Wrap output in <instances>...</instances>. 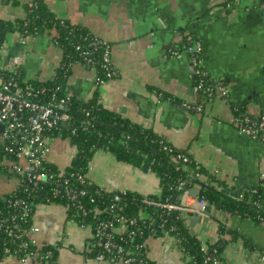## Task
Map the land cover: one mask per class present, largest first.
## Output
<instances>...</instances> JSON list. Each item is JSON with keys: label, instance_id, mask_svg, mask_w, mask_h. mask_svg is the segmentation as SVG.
Listing matches in <instances>:
<instances>
[{"label": "crops", "instance_id": "crops-1", "mask_svg": "<svg viewBox=\"0 0 264 264\" xmlns=\"http://www.w3.org/2000/svg\"><path fill=\"white\" fill-rule=\"evenodd\" d=\"M33 0H0V18L24 16ZM57 17L85 27L110 44L117 76L101 85L95 70L72 66L65 91L89 99L98 91L99 102L134 123L151 128L171 147L190 155L199 166L226 185L228 197L240 199L256 187L262 192L264 210V144L243 134L230 121L232 104L245 112H264V0H44ZM54 31L26 37L8 36L2 63L23 54L24 75L31 80L49 79L60 65L63 51L54 42ZM190 38V40H189ZM188 41V44H186ZM201 46L202 67L214 80H223L228 99L207 101L202 111L183 103H198L193 91L194 74L190 46ZM177 49L178 54H172ZM0 62V63H1ZM170 95L176 102L160 98ZM75 154L67 139L52 140L50 160L65 167ZM87 176L106 190H129L143 196L161 191L155 172L119 161L108 150L95 151ZM206 179V176H203ZM18 185L15 177L0 176V197ZM193 189L187 199L193 203ZM264 213V212H263ZM187 216V215H186ZM188 218V217H187ZM33 223L41 243L56 245L53 260H21L8 255L0 264H122L99 262L87 254L93 238L91 226L68 218L60 203H39ZM190 231L201 242L220 248L219 264H264V219L230 213L211 204L207 216ZM222 225V226H221ZM149 258L157 264H185L188 257L172 237L161 234L147 239Z\"/></svg>", "mask_w": 264, "mask_h": 264}, {"label": "trees", "instance_id": "trees-1", "mask_svg": "<svg viewBox=\"0 0 264 264\" xmlns=\"http://www.w3.org/2000/svg\"><path fill=\"white\" fill-rule=\"evenodd\" d=\"M45 4L44 0H33L26 4L22 18L16 20L0 18V46L10 34L15 32L30 36L52 30L55 35L54 42L63 51V56L54 75L45 80H31L35 85L46 91H52L58 87L60 94H67L65 82L71 74L72 66L75 62L84 63L87 58L92 59L91 67L95 70L97 77L108 79L105 75L107 74L106 63L103 60L104 45L94 44L97 36L85 27L57 17ZM113 70L117 74L114 66ZM24 77L26 76L22 69L19 79ZM206 81L208 87L214 85V82L207 78ZM195 82H197V78ZM201 94V98H206L207 101L213 100V97L206 96L205 92L201 91ZM160 98L176 102L175 98L164 93ZM99 100L98 91L89 99H79L70 95L69 112L72 119L69 125L61 127L64 137L74 146L75 154L64 167L62 175H58L59 170L54 163H45L43 170L48 174L53 173L54 176L44 182L42 189L33 188L31 185H22L0 197V260L8 255L22 257L26 251L36 249L28 237V231L33 224L36 205L42 202L63 204L67 209L68 218L74 219L78 223H91L93 228L104 221H114L116 225H119L120 219L125 217L128 220H135L134 223L123 228L120 227L117 231L106 230L111 232L115 242L121 243L125 249L133 251L132 256L136 260L130 264H157L149 258L146 241L151 236L164 234L163 230L171 235L181 251L188 257L185 264H217L215 260L220 261L221 259L217 243L209 246L208 253L203 251L202 242L190 231L187 224L188 218L184 213L168 211L164 207L146 202L145 199L156 202L170 200L180 203L183 189L191 190L195 184H198L201 188L198 197L211 202L217 208L233 214L239 213L244 216L264 219V210L260 202L262 192L259 187L246 193L240 199L228 197L229 190L226 185L223 183H219L217 186L213 185L214 182H218L216 177L204 167L199 166L190 155L177 149H173V152L165 150L164 145L168 143L151 128L125 119L119 113L105 108ZM232 108L235 114L245 111L235 104H232ZM73 128H76L75 131ZM102 148L110 151L119 161L155 172L160 179V193L143 196L129 190L126 192L106 190L91 181L87 176L90 161L95 151ZM178 153L187 155L188 161L177 159L176 154ZM203 176H206V179ZM65 179L68 182L61 185L60 181ZM181 184L182 188L180 189ZM66 187L84 192L79 196L77 202L81 204V207H76L66 196H54L53 189L58 188L63 192ZM117 194L119 199H115L114 195ZM14 199L26 201L28 207L13 206L11 200ZM160 225L163 226V229L158 227ZM6 230L12 231L16 235L10 236ZM131 230L135 231L132 237ZM25 243L28 245L25 246ZM214 249L217 252L214 253ZM101 251V247L97 245L96 233L93 232V238L88 244L86 252L94 258ZM39 252L42 261L53 260L57 255L58 247L44 243ZM47 252H51V256H47ZM210 252L215 256L205 262V256Z\"/></svg>", "mask_w": 264, "mask_h": 264}, {"label": "built area", "instance_id": "built-area-1", "mask_svg": "<svg viewBox=\"0 0 264 264\" xmlns=\"http://www.w3.org/2000/svg\"><path fill=\"white\" fill-rule=\"evenodd\" d=\"M21 39V42H26V37L21 33L15 32ZM190 40V38H189ZM6 42V41H5ZM5 42L0 46V62L3 61V51ZM108 42L101 39L99 36L95 39L94 44L104 45L103 60L106 63L108 79L97 77L95 72V81L97 85L105 83L107 80L116 76L113 70V64L110 56V45ZM192 55V65L194 74L193 91L199 98L198 103H183V107L188 110L202 111L207 103L206 98H201V91L206 93V96H211L215 99H228L229 90L223 80H214L209 77L208 73L202 67L201 46L199 43H193L190 48ZM174 55L178 54L176 49L171 52ZM24 62L23 54L16 53L8 62L0 63V176L6 175L15 177L18 180L16 188L22 185H31L33 188L42 189L44 182L53 178V173H46L43 170L44 164L51 162L50 153L52 150V140L55 137L67 139L62 133V125H69L72 115L69 112L70 95L60 94L59 88L55 87L52 91H46L44 88L35 85L31 79L24 77L19 79L20 70ZM92 59L87 58L84 63L75 62V64H83L91 67ZM74 64V65H75ZM54 75V74H53ZM197 78V82L196 81ZM206 78L214 85L208 87ZM161 96V93H159ZM243 134L264 144V112L253 114L242 112L234 114L230 120ZM87 121H85L86 123ZM88 123V122H87ZM76 128H73L75 131ZM58 134L56 135V133ZM68 140V139H67ZM164 149L173 152V147L166 144ZM177 159L188 161V156L183 153L176 154ZM52 163V162H51ZM58 167V175H62L64 167ZM5 172V174H3ZM81 178V177H80ZM58 180V179H56ZM67 179L61 180L60 184H66ZM15 188V189H16ZM182 184L180 185V189ZM14 189V190H15ZM121 190L120 192H126ZM254 191V190H251ZM53 194L66 196L68 200L73 202L76 207H81L77 203L79 196L83 195V191H77L72 187H66L63 192L58 188L53 189ZM180 203H174L170 200L165 202H156L145 199L148 203H153L164 207L168 211H180L185 215L207 216L205 210L207 201L204 198L196 197L191 204L187 201L190 190L183 189L181 193ZM115 199H119L118 194L114 195ZM11 204L15 207L27 208L28 203L22 199L11 200ZM86 213V212H85ZM120 224L116 225L114 221H104L93 228L91 223H80L82 227L91 226L93 232L96 233L97 245L102 251L98 253L94 259L99 262L111 261L120 262L122 264H130L136 260L132 256L133 251L125 249L121 243H117L112 239L111 232L106 230L117 231L120 227H125L128 224L135 222L133 219H120ZM163 229V226H158ZM11 235H16L12 231L6 230ZM40 231V227L36 224L31 225L28 231V237L31 243L36 246V249L26 251L21 260H43L39 256V250L44 243L39 242L35 234ZM165 235L171 237L168 232L163 230ZM135 234L134 230L130 231L131 237ZM174 240V239H173ZM175 241V240H174ZM176 244V243H175ZM25 246L28 244L25 243ZM178 246V244H176ZM202 249L205 253L209 252V246L202 242ZM217 252L214 249V253ZM210 252L205 256L204 261L208 262L215 254ZM47 256H51V252H47ZM264 258V255H263ZM217 264L219 260H215ZM146 264V263H142Z\"/></svg>", "mask_w": 264, "mask_h": 264}, {"label": "water", "instance_id": "water-1", "mask_svg": "<svg viewBox=\"0 0 264 264\" xmlns=\"http://www.w3.org/2000/svg\"><path fill=\"white\" fill-rule=\"evenodd\" d=\"M200 191L198 189H193L191 194L194 196H198ZM205 210L209 213L211 211V202H207ZM190 222L193 224L194 222L198 221L200 217L198 215H187Z\"/></svg>", "mask_w": 264, "mask_h": 264}, {"label": "rangeland", "instance_id": "rangeland-1", "mask_svg": "<svg viewBox=\"0 0 264 264\" xmlns=\"http://www.w3.org/2000/svg\"><path fill=\"white\" fill-rule=\"evenodd\" d=\"M89 178V177H88Z\"/></svg>", "mask_w": 264, "mask_h": 264}]
</instances>
